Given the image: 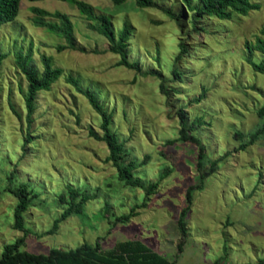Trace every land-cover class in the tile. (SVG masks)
Masks as SVG:
<instances>
[{"label":"rangeland","instance_id":"obj_1","mask_svg":"<svg viewBox=\"0 0 264 264\" xmlns=\"http://www.w3.org/2000/svg\"><path fill=\"white\" fill-rule=\"evenodd\" d=\"M83 1L108 15L115 32L128 22L127 55L141 71L116 65L119 56L108 51L106 39L87 28L67 2L20 0L15 19L0 24V49L7 54L0 64V254L22 235L13 228L16 199L6 188L26 182L33 195L23 213L30 232L21 249L28 252L46 254L96 239L107 250L118 241L139 239L176 264H214L219 257V264H243L264 258V131L239 147L264 124L256 113L264 102V73L248 61L259 63L262 53L252 50L249 56L246 45L257 36L264 39V0H254L258 8L246 15L202 16L196 28L181 0H154L155 6L144 8L133 0ZM32 6L67 14L75 49L58 51L63 39L32 24ZM167 9L181 13L183 28ZM180 41L189 52L176 65L182 72L178 81L171 68ZM19 49L30 50L39 70L42 54L62 70L48 90L38 91L31 122L23 99L27 83L14 63ZM68 74L96 93L111 113V129L128 158L142 162L134 174L157 181L149 195L118 180L106 160L105 143L89 135V129L100 134V115L65 81ZM160 80L170 89L168 95L160 91ZM180 109L187 123L195 120L191 133L204 148L202 180L197 145L176 140ZM67 184L86 189L89 197L80 213L61 219L59 193ZM191 186L182 238L177 218ZM135 205L126 222L113 224L115 216Z\"/></svg>","mask_w":264,"mask_h":264},{"label":"trees","instance_id":"obj_2","mask_svg":"<svg viewBox=\"0 0 264 264\" xmlns=\"http://www.w3.org/2000/svg\"><path fill=\"white\" fill-rule=\"evenodd\" d=\"M32 1V0H30ZM73 5L78 12L86 20V26L97 34L101 35L109 43L108 51L119 56L116 65L125 66L140 72V66L136 61H131L127 55V41L131 34V27L128 22L123 23L122 28L115 32L110 17L103 13H96L93 6L83 0H60ZM114 4H121L127 0H111ZM138 7H153L154 0H133ZM181 2L192 12V22L196 28V21L202 16H215L219 19H230L234 14L246 15L250 10L258 8V4L254 0H181ZM20 0H0V24L12 21L19 12ZM30 11L33 13L31 22L36 27L44 28L49 33L61 37L64 41L62 44L56 45L58 51L64 49H75V41L73 35V24L70 17L60 11L50 12L43 8L32 6ZM167 15L178 21L179 26L183 28L184 23L180 20L181 13H172L170 10L165 11ZM48 18H54L51 20ZM261 34H264V26L260 29ZM248 54L250 56L252 50H257L262 53V59L259 63H253L248 57L254 70L264 73V39L257 36L253 45L247 44ZM178 53L175 55V61L171 68V75L175 80H182V72L177 68V63L189 52L188 44L184 41L178 43ZM30 50L25 53L19 49L14 52V63L19 71L24 75L26 80V88L23 92V99L27 110V121L31 122V115L34 111V102L38 91L48 90L51 84L62 74V70L52 66L51 58L42 54L41 64L42 69H38L35 62L31 58ZM6 53L0 49V64L6 57ZM142 74H148L149 71H143ZM152 73V72H150ZM153 74H156L153 72ZM158 75V73H157ZM65 81L71 84L74 89L84 95L91 107L100 115V134L89 129V135L97 140L105 143L108 151L106 160L116 169V175L123 185L131 187H140L144 190L145 195H149L157 186V181H143L136 176V168L142 164L135 159L128 158L127 150L123 143L118 139L117 134L111 129V113L107 112L103 104L99 101L98 96L91 89L82 87L79 79L68 74ZM159 89L163 94L168 95L170 89L160 80ZM174 91V90H173ZM259 118H264V102L256 110ZM179 130L176 140L182 142H192L197 145L196 167L200 171L199 178H204V172H207L202 167L201 159L204 157V148L199 140L191 133L195 127V120L187 123L185 113L182 109L178 111ZM264 131V124L260 128L247 134L245 142L239 144L240 148L253 143L257 135ZM235 136L244 137L242 132H236ZM174 142V140H169ZM215 161L211 162L214 165ZM13 173L8 175V180L11 183ZM16 199V204L13 209V228L22 232V235L16 237L11 243H7L2 247L0 254V264H176L170 261L165 256H162L156 251H153L139 239H128L118 241L115 245L107 250H103L96 239L94 243H83L75 248L61 249L51 248L44 253H33L22 250L25 237L30 232L24 225L25 211L28 209L33 190L30 189L26 182H20L15 186L6 188ZM192 186L188 187L185 192V203L181 208L179 217L177 218V226L182 238L185 237L186 228L184 217L189 209L191 200ZM86 189L78 188L71 184H67L59 193V200L64 204V209L60 216L61 219L72 213H80L83 203L88 199ZM144 203H141L143 205ZM135 205L127 214L115 216L113 224L117 222H126L134 213ZM107 210V208H106ZM53 227H56L54 224ZM182 242L177 243V249L181 250ZM220 257L214 260V264H219ZM243 264H264V258H259L255 262H246Z\"/></svg>","mask_w":264,"mask_h":264}]
</instances>
